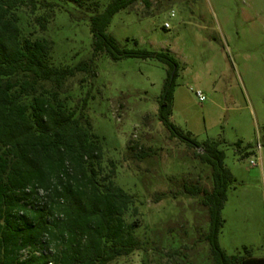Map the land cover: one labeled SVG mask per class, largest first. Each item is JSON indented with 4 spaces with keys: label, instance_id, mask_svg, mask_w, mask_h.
<instances>
[{
    "label": "rangeland",
    "instance_id": "374dc122",
    "mask_svg": "<svg viewBox=\"0 0 264 264\" xmlns=\"http://www.w3.org/2000/svg\"><path fill=\"white\" fill-rule=\"evenodd\" d=\"M108 32L122 48L174 57L170 121L200 146L217 142L235 180L222 211L220 248L228 256L264 257V0H136L113 16ZM43 36L54 42L55 65L91 58L85 20L58 12ZM168 68L155 59L103 54L90 73L64 86L72 105L88 99L86 112L105 160L115 163L116 184L143 203L137 236L146 251L113 264H214L203 238L206 211L200 197L184 191L211 189V169L195 155L200 150L172 138L158 121Z\"/></svg>",
    "mask_w": 264,
    "mask_h": 264
},
{
    "label": "trees",
    "instance_id": "16d2710c",
    "mask_svg": "<svg viewBox=\"0 0 264 264\" xmlns=\"http://www.w3.org/2000/svg\"><path fill=\"white\" fill-rule=\"evenodd\" d=\"M135 1L0 0V264H113L146 251L137 236L143 203L116 184L115 163L105 160L86 112L88 99L72 105L71 95H64L66 82L90 73L103 54L114 61L155 59L169 67L158 121L172 138L200 150L195 155L211 169V189L184 186L187 195L200 197L206 211L203 238L211 259L214 264H264V257L228 256L220 248L222 211L235 180L217 142L200 146L170 121L174 57L122 48L108 32L113 16ZM58 12L88 22L91 58L55 65L54 42L43 34Z\"/></svg>",
    "mask_w": 264,
    "mask_h": 264
},
{
    "label": "built area",
    "instance_id": "2783aa9c",
    "mask_svg": "<svg viewBox=\"0 0 264 264\" xmlns=\"http://www.w3.org/2000/svg\"><path fill=\"white\" fill-rule=\"evenodd\" d=\"M171 17H174V13H173V12L171 13ZM164 27H165V28H169V24H168V23H165ZM196 96H197V98L199 99L200 102H204V101L206 100L205 96H204L203 93L200 92V91H197V92H196ZM259 148H260V147H258V149H259ZM252 165L254 166V163H252ZM50 264H52V263H50Z\"/></svg>",
    "mask_w": 264,
    "mask_h": 264
}]
</instances>
